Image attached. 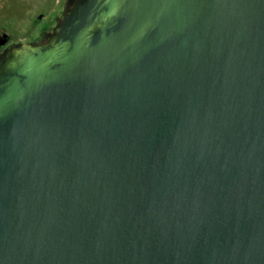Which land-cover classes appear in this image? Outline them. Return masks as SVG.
<instances>
[{
  "label": "water",
  "instance_id": "95a60500",
  "mask_svg": "<svg viewBox=\"0 0 264 264\" xmlns=\"http://www.w3.org/2000/svg\"><path fill=\"white\" fill-rule=\"evenodd\" d=\"M62 1L0 52V264H264V0Z\"/></svg>",
  "mask_w": 264,
  "mask_h": 264
},
{
  "label": "rangeland",
  "instance_id": "374dc122",
  "mask_svg": "<svg viewBox=\"0 0 264 264\" xmlns=\"http://www.w3.org/2000/svg\"><path fill=\"white\" fill-rule=\"evenodd\" d=\"M62 4V0H0V31L10 44L34 41Z\"/></svg>",
  "mask_w": 264,
  "mask_h": 264
},
{
  "label": "flooded vegetation",
  "instance_id": "af4514ba",
  "mask_svg": "<svg viewBox=\"0 0 264 264\" xmlns=\"http://www.w3.org/2000/svg\"><path fill=\"white\" fill-rule=\"evenodd\" d=\"M51 27H52V24H51V19H49V21L47 22V24H46V26L45 27H43V29H42V32L41 33H47V32H49L50 31V29H51ZM4 35V33H2L1 31H0V52L9 44V39L7 38V41H6V43H4V44H1V41H2V36Z\"/></svg>",
  "mask_w": 264,
  "mask_h": 264
}]
</instances>
